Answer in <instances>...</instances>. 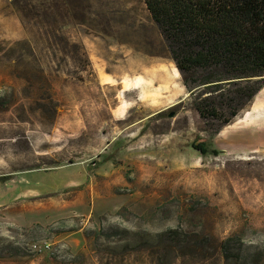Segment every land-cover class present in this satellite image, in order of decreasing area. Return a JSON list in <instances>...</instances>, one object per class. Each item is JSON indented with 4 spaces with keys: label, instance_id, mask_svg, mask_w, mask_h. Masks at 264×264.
Masks as SVG:
<instances>
[{
    "label": "rangeland",
    "instance_id": "1",
    "mask_svg": "<svg viewBox=\"0 0 264 264\" xmlns=\"http://www.w3.org/2000/svg\"><path fill=\"white\" fill-rule=\"evenodd\" d=\"M10 4L25 36L0 29V264H159L158 234L172 228L190 251L169 264H219L228 235L242 256L220 264H264V149L201 154L193 144L212 149L217 121L199 118L186 88L142 125L134 91L118 90L128 58L174 64L144 1ZM64 166L85 168L84 182L12 199L27 184L60 185L63 173L47 171Z\"/></svg>",
    "mask_w": 264,
    "mask_h": 264
},
{
    "label": "trees",
    "instance_id": "2",
    "mask_svg": "<svg viewBox=\"0 0 264 264\" xmlns=\"http://www.w3.org/2000/svg\"><path fill=\"white\" fill-rule=\"evenodd\" d=\"M143 1L192 97L193 108L206 125L217 121L211 128L212 134L217 133L264 85V0ZM8 105L0 93V110ZM193 147L201 154L217 152L202 144ZM181 236L188 235L177 228L158 234L159 264L189 253L190 245ZM242 246L236 235L225 237L219 245V264L239 259ZM173 248L179 252L169 259L165 255Z\"/></svg>",
    "mask_w": 264,
    "mask_h": 264
},
{
    "label": "crops",
    "instance_id": "3",
    "mask_svg": "<svg viewBox=\"0 0 264 264\" xmlns=\"http://www.w3.org/2000/svg\"><path fill=\"white\" fill-rule=\"evenodd\" d=\"M6 25L15 28L19 37L25 36L24 28L20 24L18 15L12 9L10 0H0V29L6 31ZM9 32L7 29L6 33ZM11 33L8 36H11ZM121 46L126 49L125 43L119 47ZM128 60L129 63L126 62V64L131 63L132 66L129 69L122 70L117 83L118 90L122 93L134 91L135 101L142 110V117L140 120L138 119L137 125H142L143 121L166 110L185 97V94L183 96L181 94L185 90V86L178 72H176L174 64H166L152 57H142L138 64H135L136 58L131 57ZM108 82V80H104L103 84ZM124 86L129 89L124 90ZM121 103L117 104V107L112 110L114 118L121 119L124 116V111L122 117L117 115L118 108L122 106ZM211 141L214 150L233 157H243L264 149V85L254 95L245 109L230 123L213 134ZM47 172H62L65 178L60 185L55 186H32L27 184L23 186L22 191L14 187L15 191L12 194V199L36 200L39 197L52 194L61 196V192L84 182L87 174L86 169L83 168L78 176H74V170L70 171L66 166ZM25 173H35V171ZM62 200L65 201L66 199ZM70 202H74V200Z\"/></svg>",
    "mask_w": 264,
    "mask_h": 264
},
{
    "label": "built area",
    "instance_id": "4",
    "mask_svg": "<svg viewBox=\"0 0 264 264\" xmlns=\"http://www.w3.org/2000/svg\"><path fill=\"white\" fill-rule=\"evenodd\" d=\"M50 244L47 242L43 243V246H38L37 244H32L31 247L33 248V250H40L42 247L43 248H49Z\"/></svg>",
    "mask_w": 264,
    "mask_h": 264
},
{
    "label": "water",
    "instance_id": "5",
    "mask_svg": "<svg viewBox=\"0 0 264 264\" xmlns=\"http://www.w3.org/2000/svg\"><path fill=\"white\" fill-rule=\"evenodd\" d=\"M173 114L171 113L170 116H172Z\"/></svg>",
    "mask_w": 264,
    "mask_h": 264
}]
</instances>
